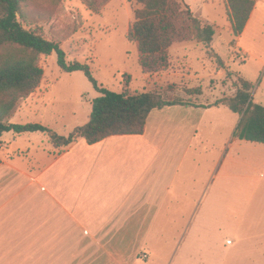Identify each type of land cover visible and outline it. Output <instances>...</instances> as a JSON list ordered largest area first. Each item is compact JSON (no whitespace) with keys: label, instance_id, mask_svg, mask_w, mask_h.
<instances>
[{"label":"crops","instance_id":"crops-1","mask_svg":"<svg viewBox=\"0 0 264 264\" xmlns=\"http://www.w3.org/2000/svg\"><path fill=\"white\" fill-rule=\"evenodd\" d=\"M258 7L264 0L234 42L244 71L249 63L255 68L244 75L251 83L264 77L256 35L264 27L251 26ZM189 50L173 53L189 61ZM42 83L16 103L8 122L40 118ZM204 95H185L194 105L162 111L174 120L214 107L201 102ZM156 110L140 134L79 138L59 149L51 142L15 149L2 133L0 264H264V143L237 139L222 157L205 158L203 142L182 139L189 127L196 137L201 123L166 126L160 118L150 125Z\"/></svg>","mask_w":264,"mask_h":264},{"label":"rangeland","instance_id":"rangeland-1","mask_svg":"<svg viewBox=\"0 0 264 264\" xmlns=\"http://www.w3.org/2000/svg\"><path fill=\"white\" fill-rule=\"evenodd\" d=\"M183 2L190 7L194 15L215 25L219 35L218 42L214 44V51L225 60L224 69L217 65L214 58L206 55L200 43L179 42L173 45L171 53L169 51V65L166 68L155 73H143L138 63L137 45L127 39L128 29L134 20V10L140 7L136 0H107L97 11L89 9L83 0H22L18 19L26 29L36 30L57 42L64 50L68 62L77 60L87 63L99 86L129 93L154 90L165 97L185 100L187 99L185 95H189L186 92L187 88L200 87L205 94L201 102L205 104L235 94L238 75L245 78L244 75H251L255 68L249 63L244 71L240 64L244 58H241V61L237 59L238 49L234 46L237 37L231 31L226 0ZM263 12L264 9L258 7L251 22L253 29L257 26L264 27ZM224 35H227L229 43H220L219 40ZM256 35L264 47V33ZM245 41L247 37L243 36L242 42ZM183 45L190 49L188 52L190 62L173 53L174 48ZM38 64L44 71L42 86L45 87L37 105L39 112L35 111L40 118L30 115L25 119L29 122L42 121L43 125L65 135L75 126L88 120L91 101L100 93L83 71L61 70L57 65L55 52L48 55L40 54ZM262 76L263 73L259 74L252 83L250 93L254 102L264 105ZM22 98L24 97L19 98L15 105ZM162 110L166 109L156 110L151 114L150 125L156 124L160 118H163L161 124L166 126L177 122L178 125L186 126H191L192 122L201 123L196 137L193 136L194 129L189 127L184 129L182 139L194 143L203 142L205 158L222 157L226 150L233 148L237 140L234 130L239 116L225 106H214L189 115L177 114L174 120L167 119L166 113H163L166 111ZM13 136L16 137L15 140ZM2 141L6 144L11 142L12 148L15 149L29 148L30 152L34 151L37 145L41 147L42 144L48 145L51 142L49 136L40 131L20 134L8 131L3 134ZM205 170L207 174L209 172L207 164ZM177 231L179 230H172L173 238H176Z\"/></svg>","mask_w":264,"mask_h":264},{"label":"trees","instance_id":"trees-1","mask_svg":"<svg viewBox=\"0 0 264 264\" xmlns=\"http://www.w3.org/2000/svg\"><path fill=\"white\" fill-rule=\"evenodd\" d=\"M93 11L107 0H83ZM140 7L134 10V20L128 32V41L137 45L138 63L143 73H155L169 65V51L175 43L196 42L206 48L220 68L223 60L211 48L215 25L193 14L183 0H136ZM256 0H226L225 6L231 31L238 37L254 9ZM22 0H0V135L13 131L20 134L40 131L46 133L55 149L84 138L95 143L117 134H140L152 110L172 105H194L191 100L165 97L158 91L142 90L129 93L99 86L87 63L68 62L59 44L36 30L26 29L18 19ZM57 55V65L64 72L83 71L100 93L91 101L88 120L75 126L68 134H59L41 123H12L5 119L21 97L30 95L43 77L38 64L40 54ZM228 74V71H226ZM235 94L216 99L211 106H225L238 114L234 130L237 139L264 143V105L253 101L252 83L238 75ZM189 95L202 93L200 87L186 89ZM1 162V160H0Z\"/></svg>","mask_w":264,"mask_h":264},{"label":"built area","instance_id":"built-area-1","mask_svg":"<svg viewBox=\"0 0 264 264\" xmlns=\"http://www.w3.org/2000/svg\"><path fill=\"white\" fill-rule=\"evenodd\" d=\"M143 257H146V254H143Z\"/></svg>","mask_w":264,"mask_h":264}]
</instances>
